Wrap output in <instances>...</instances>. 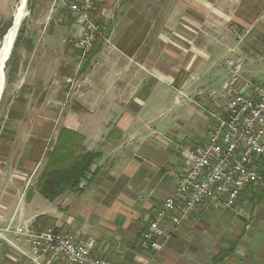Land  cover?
Segmentation results:
<instances>
[{"label":"crops","instance_id":"obj_1","mask_svg":"<svg viewBox=\"0 0 264 264\" xmlns=\"http://www.w3.org/2000/svg\"><path fill=\"white\" fill-rule=\"evenodd\" d=\"M69 2L32 0L20 29L0 122V230L70 232L110 263L264 264V159L234 207L200 205L154 259L140 243L206 142L217 99L263 83L264 0H97L88 52L70 41ZM14 3L0 0V34ZM62 129L98 158L82 192L50 202L36 182ZM8 251L0 264H22Z\"/></svg>","mask_w":264,"mask_h":264},{"label":"built area","instance_id":"obj_2","mask_svg":"<svg viewBox=\"0 0 264 264\" xmlns=\"http://www.w3.org/2000/svg\"><path fill=\"white\" fill-rule=\"evenodd\" d=\"M97 0H70L68 10L79 26L70 41L83 52L90 51L102 33L95 18ZM232 81L240 65L228 62ZM214 97V94H212ZM184 98L179 91L176 101ZM218 98L217 100H219ZM211 114L212 127L204 144L189 154V164L158 211L141 233L143 250L154 259L172 235L205 202L235 206L241 192L262 182L258 161L264 159V81L246 91L224 97ZM14 235V241L5 236ZM0 238L23 259L22 264H118L96 257L77 235L54 228L35 230L10 226L0 230ZM22 243L28 249L19 246Z\"/></svg>","mask_w":264,"mask_h":264},{"label":"trees","instance_id":"obj_3","mask_svg":"<svg viewBox=\"0 0 264 264\" xmlns=\"http://www.w3.org/2000/svg\"><path fill=\"white\" fill-rule=\"evenodd\" d=\"M31 2L32 0L27 1L29 7ZM20 32L21 30L18 32L8 62L12 61ZM4 33L1 36H4ZM97 158L96 153L85 151L83 136L65 129L60 130L55 146L47 153L44 167L37 179L38 193L52 202L65 192H82L81 187L91 182L95 176L91 168ZM226 254L223 253L222 257Z\"/></svg>","mask_w":264,"mask_h":264},{"label":"bare ground","instance_id":"obj_4","mask_svg":"<svg viewBox=\"0 0 264 264\" xmlns=\"http://www.w3.org/2000/svg\"><path fill=\"white\" fill-rule=\"evenodd\" d=\"M28 0H19L16 10L12 17V23L9 29L4 34L0 43V100L6 83L5 68L6 63L12 53L13 45L15 43L20 26L26 16V6Z\"/></svg>","mask_w":264,"mask_h":264},{"label":"rangeland","instance_id":"obj_5","mask_svg":"<svg viewBox=\"0 0 264 264\" xmlns=\"http://www.w3.org/2000/svg\"><path fill=\"white\" fill-rule=\"evenodd\" d=\"M18 3H19V0H15V3H14V7H13V9H12V11H11V16L9 17V19H8V22H7V24L3 27V32H5L6 33V31L8 30V28L11 26V21H12V17H13V14H14V12H15V10H16V7H17V5H18ZM28 9H29V6H28V3H27V6H26V11H27V13H26V16H25V18H24V20H23V22H22V24H21V26H20V29H22V25H26V23L28 22V20H29V18H30V14H29V11H28ZM20 29H19V31H20ZM18 31V32H19ZM2 32V33H3ZM2 33L0 34V43H1V41H2V38H3V36H1L2 35ZM4 33V34H5ZM17 36H18V34H17ZM15 60V59H14ZM14 60L12 59V61H9L7 64H6V68H5V75H6V83H5V88H4V91H3V95H2V98H1V101H0V122H1V118H2V115L4 114V112H5V110H6V105H7V102H8V97L10 96L9 94V84H8V82H7V77L9 76V74H10V70H11V68L13 67V62H14ZM218 103L221 105L222 103H223V101L221 100V99H219L218 100ZM11 228V227H10ZM6 237V236H5ZM14 237V236H13ZM9 241H14V239H11V238H9V237H6ZM17 244L19 245V246H21V247H23L22 245H21V243H18L17 242ZM0 245H2V248L3 249H7V250H9L8 252H11V253H14V254H17V255H19L11 246H9L8 245V243H6L5 241H3L1 238H0ZM57 264V263H56ZM60 264H65V263H62L61 261H60Z\"/></svg>","mask_w":264,"mask_h":264},{"label":"water","instance_id":"obj_6","mask_svg":"<svg viewBox=\"0 0 264 264\" xmlns=\"http://www.w3.org/2000/svg\"><path fill=\"white\" fill-rule=\"evenodd\" d=\"M1 101V100H0Z\"/></svg>","mask_w":264,"mask_h":264}]
</instances>
